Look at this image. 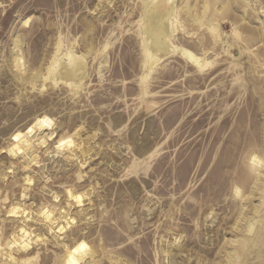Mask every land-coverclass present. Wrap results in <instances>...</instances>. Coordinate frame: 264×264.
Listing matches in <instances>:
<instances>
[{
	"label": "rangeland",
	"instance_id": "obj_1",
	"mask_svg": "<svg viewBox=\"0 0 264 264\" xmlns=\"http://www.w3.org/2000/svg\"><path fill=\"white\" fill-rule=\"evenodd\" d=\"M245 1L179 0L173 42L213 65L177 52L142 83L140 0H0V150L37 136L32 164L0 166V243L18 225L40 239L16 264H264V0ZM66 49L78 88L44 80ZM76 132L84 155L57 147ZM42 208L74 219L58 241Z\"/></svg>",
	"mask_w": 264,
	"mask_h": 264
},
{
	"label": "bare ground",
	"instance_id": "obj_2",
	"mask_svg": "<svg viewBox=\"0 0 264 264\" xmlns=\"http://www.w3.org/2000/svg\"><path fill=\"white\" fill-rule=\"evenodd\" d=\"M178 1L179 0H140V18H139L138 30H139L140 40H141L140 47L142 48V54L144 56L143 67L147 71V73H145L141 77L142 83H145L151 71L153 70V68L159 61H161L163 58H167V56H169L170 54L172 55L177 52H181V56L187 62L191 63L192 66H195L199 73L205 71L206 69L211 68V66L213 65L212 62H208L206 59H201L200 57L195 56L189 50L182 49V48L181 50H179V47H177L175 43L173 42L172 36L177 29V25L180 24L179 13L181 9L183 8V7L182 8L180 7V5L178 4ZM242 2L244 3L245 6L249 7L250 2L245 1V0H242ZM199 3L202 5L200 6L202 10H205L207 8L205 5L208 4V0H199ZM188 9H189V12L192 11L191 5L188 6ZM261 9L263 10V8ZM189 17H190L189 22L194 23L195 21H197V18L193 14L189 13ZM234 22L236 23V21ZM207 30H208V33L210 32L212 36L214 35L212 37V40L214 42H217V40L220 38V34L218 33V31L215 32L216 29L211 26L207 27ZM232 35L235 36L237 40L241 39L239 31L233 25H232ZM85 67H86L85 61L81 55H76L72 50L66 49L65 51H62L61 53L59 52L56 53V58L52 62V65L50 67L52 72H49L47 76H45L44 80L45 81L50 80L51 73L57 74V72L61 73L62 70H65V72L62 73L63 74L62 78L59 80L54 79L53 82L57 84L62 81L65 83V85L78 88L80 84L78 82L75 84L74 83L72 84L71 79H76L75 78L76 76L85 74L86 73ZM142 95L143 97H146L148 95L146 90L142 91ZM30 126H31L30 128L32 129L31 132L28 131L29 128L25 130V132L21 131L22 134L21 135L19 134L20 135L19 140L15 139L13 142L9 143L5 149L1 148L0 156L2 155V158L0 159V166L4 165L11 158L18 159L19 156L22 158L24 157V159H26L27 163L26 165H24L25 167H28L30 163L32 164V162L35 161V158H36L35 143L37 141L36 140L37 136H35L34 134H35L36 127H33L32 125ZM77 133L78 132L74 133L73 135L67 136L66 140H71L72 146L69 147L68 145H65V147L68 150V152L71 154L76 153L78 155H84L86 153V150H85V147L82 145V142L79 139V137H77L78 135ZM255 143L256 141H254V144ZM249 168L251 169V166H249ZM250 169H249V173H250ZM0 175H3V170L1 171ZM66 195L68 196V200L74 201V202L76 201V204L78 203L77 207L80 208V206H82L81 200L79 202L76 200L77 196L81 197L82 199L83 197L82 192L75 193L71 189L67 188ZM20 211L23 212V214L25 213L24 212L25 210H23L22 208H20ZM19 213L20 212H18V214ZM23 214H20V215L23 216ZM14 217H17V216H14ZM29 218L30 217L28 215L23 216L24 221H27V222L30 221L31 219L29 220ZM34 221L37 225L41 226L42 228L41 230H43L47 234H52L55 237L56 241H58L59 236L65 233L67 228L71 227V225L69 224L74 222V219H71L69 217L68 211L66 210H63V209L56 210V208H51V209L42 208L40 209L37 218L34 219L33 222ZM31 222L32 221H30V223ZM73 224L74 223H72V226ZM26 226L27 225H23V226L18 225L17 230L12 235V239L9 240L5 244V247H3V244L0 243V255L4 257V261H5L4 264H16L17 259L14 257L13 252L14 251L23 252V255H24V253L28 251L30 247L29 242H31L34 239H35L34 242H38L40 240L39 237L33 236L31 229L28 228V226L27 227ZM59 240L61 241L63 239H59Z\"/></svg>",
	"mask_w": 264,
	"mask_h": 264
},
{
	"label": "snow or ice",
	"instance_id": "obj_3",
	"mask_svg": "<svg viewBox=\"0 0 264 264\" xmlns=\"http://www.w3.org/2000/svg\"><path fill=\"white\" fill-rule=\"evenodd\" d=\"M39 123H42V124L44 125L45 128H50V127H51V122L48 121V120H42V121H40ZM28 131L31 132L32 129L29 128ZM14 139L19 140V139H20V136L17 135L16 137H14ZM65 145H68L69 147H71V146H72V141H71V140H64V141H62L60 144H58L57 147H58V148H63ZM76 200L79 202V201L81 200V197L77 196V197H76ZM15 214H16L15 212L10 213V215H15ZM85 247H86L85 245L81 244V245H80V248L77 249V251H78V250H83ZM72 264H75V261H73Z\"/></svg>",
	"mask_w": 264,
	"mask_h": 264
}]
</instances>
